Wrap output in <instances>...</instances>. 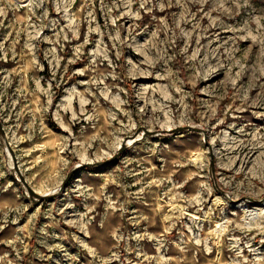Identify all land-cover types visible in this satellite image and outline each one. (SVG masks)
<instances>
[{"label": "rangeland", "instance_id": "1", "mask_svg": "<svg viewBox=\"0 0 264 264\" xmlns=\"http://www.w3.org/2000/svg\"><path fill=\"white\" fill-rule=\"evenodd\" d=\"M0 119V264H264V0H0Z\"/></svg>", "mask_w": 264, "mask_h": 264}, {"label": "water", "instance_id": "2", "mask_svg": "<svg viewBox=\"0 0 264 264\" xmlns=\"http://www.w3.org/2000/svg\"><path fill=\"white\" fill-rule=\"evenodd\" d=\"M185 128H179V129H175L174 132H177V131H181V130H184ZM187 129H193V130H199L197 128H194V127H188ZM143 131V135L142 136H147V135H152V136H157L156 132H152L151 130L149 129H139L138 131H136L133 135H131L129 138H127L125 140V142L123 143V149L120 150L119 153H117L116 155H114L111 159H108L106 161H103V162H100V163H85V164H80L78 166H76L69 174L68 176L66 177V179L63 181V184L62 186L60 187V189H64L67 187L70 179H71V176L75 173V171L81 169V168H86V167H91V166H97V165H108V164H111L113 163L115 160H117V158L121 155V153L123 152V150L127 147V143L129 142V140L131 141H135L139 138H142V136H139V133ZM0 132L1 134L4 136V139H5V142H6V145H7V149L11 152L12 156H13V159H14V163H15V168H16V171H18V173L20 174L21 176V180L23 181V183L27 186V189L30 193V196L32 198V200H36L35 198H38L39 200H43V199H48L49 197H52V195H49V194H39L37 193V191L35 189H33L26 181L25 177L22 175L21 173V170L19 169V165L17 163V157L14 153V150L13 148L11 147V144L10 142L6 139V132H5V129H4V126H3V123L0 119Z\"/></svg>", "mask_w": 264, "mask_h": 264}, {"label": "bare ground", "instance_id": "3", "mask_svg": "<svg viewBox=\"0 0 264 264\" xmlns=\"http://www.w3.org/2000/svg\"><path fill=\"white\" fill-rule=\"evenodd\" d=\"M130 142H131V140H129L128 143H130ZM263 206H264V204H263ZM254 209L256 210V209H259V208H254ZM251 214H253V216H254L255 213L251 212Z\"/></svg>", "mask_w": 264, "mask_h": 264}]
</instances>
